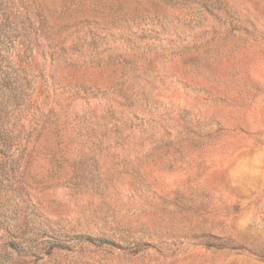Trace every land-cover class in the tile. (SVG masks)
<instances>
[{
  "label": "rangeland",
  "instance_id": "374dc122",
  "mask_svg": "<svg viewBox=\"0 0 264 264\" xmlns=\"http://www.w3.org/2000/svg\"><path fill=\"white\" fill-rule=\"evenodd\" d=\"M0 264H264V0H0Z\"/></svg>",
  "mask_w": 264,
  "mask_h": 264
}]
</instances>
